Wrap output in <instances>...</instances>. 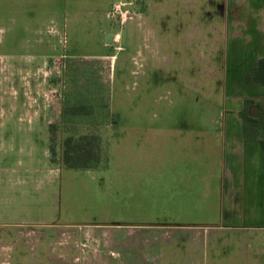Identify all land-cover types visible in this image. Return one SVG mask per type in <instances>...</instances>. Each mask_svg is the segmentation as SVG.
<instances>
[{"label":"rangeland","instance_id":"1","mask_svg":"<svg viewBox=\"0 0 264 264\" xmlns=\"http://www.w3.org/2000/svg\"><path fill=\"white\" fill-rule=\"evenodd\" d=\"M26 1L0 0V264H264L263 232L208 227L195 246L175 226L208 217L163 215L161 202L175 160L164 137L194 160L189 113L221 109L233 0H64L65 48L53 12L18 17ZM67 136L84 137L90 168L63 165Z\"/></svg>","mask_w":264,"mask_h":264},{"label":"crops","instance_id":"2","mask_svg":"<svg viewBox=\"0 0 264 264\" xmlns=\"http://www.w3.org/2000/svg\"><path fill=\"white\" fill-rule=\"evenodd\" d=\"M109 1L105 5L106 17ZM29 2L27 0L23 6L19 7L20 16L18 17L25 18L27 14L30 22L38 12L39 14L53 12L55 15L54 33H57L55 38H60L59 41H62V46L65 48L67 40L70 41L67 35L68 29L73 28L76 33V28L72 27L67 20L70 14L68 16L63 14L64 0H57V6L54 3L50 4L52 0L47 3L41 0L40 3L31 2L33 4L26 5ZM230 7L232 8L230 18L225 26L221 27V33L225 39L221 109L211 113L197 110L189 113V117L200 123L199 132L190 135L188 142L195 140L194 160L186 159L185 152L189 144L186 146L182 138L174 137L173 141L166 135L163 139V157L166 154V157L172 156L175 159L170 160L169 176L160 185L163 190L161 199L163 215L189 218L207 216L209 226L198 228L190 220L185 225L175 226L180 228L179 234L182 237L190 235V243L195 246L200 243V237L208 227L232 234L249 231L264 233V137L252 136L250 133L252 127L249 122L247 131L250 136H245L244 124L240 116V111L246 106L245 101L248 107L257 105L259 108L261 102L264 106V85L248 82L245 79L246 75L258 65V61L264 57V0H233L230 1ZM6 9L10 10V5ZM73 9L78 10V7H73ZM102 31L101 40L108 30ZM215 33L218 38L220 35L218 27ZM85 35L83 33L80 38L82 39ZM185 41L182 40V49L187 48ZM199 41L201 45L202 36ZM193 42L190 44H198L196 40ZM162 43V47L165 46L168 50L174 48L176 53L181 50L177 49L176 44H172L174 42L168 37H164ZM103 44L107 45L105 42ZM190 44L188 46L192 47L193 45ZM146 46L149 47L148 44ZM36 53L33 52L34 55ZM169 75L166 78L171 79ZM174 94L177 96L176 92ZM250 101L253 103L250 104ZM36 118L40 117H34V120ZM40 123L43 124V128L46 127L41 118ZM172 142L181 144L178 150L182 146L185 149L182 148L181 152H178L176 146L169 145ZM204 143H206L205 149L210 158V161L205 162L202 159ZM165 172L168 175L166 168ZM149 185L155 188V183ZM148 230L161 231L152 226ZM246 261L251 264L259 263L257 259L249 257Z\"/></svg>","mask_w":264,"mask_h":264},{"label":"trees","instance_id":"3","mask_svg":"<svg viewBox=\"0 0 264 264\" xmlns=\"http://www.w3.org/2000/svg\"><path fill=\"white\" fill-rule=\"evenodd\" d=\"M264 57L258 61V65L252 70V72L248 73L245 77L246 81L254 82L258 84L264 85ZM245 105L247 106V101H245ZM250 104L253 101L249 102ZM240 111V116L243 120V132L245 136H252L261 135L264 137V108L261 109L257 117L251 118L248 113L245 111V108ZM251 124V132L248 133L247 131V123ZM84 139V137H79L78 139H74L71 136H67L64 139L63 145L64 149L62 152V163L65 167L71 169H87L91 166L87 163V152L84 151L81 146L80 140ZM82 143V142H81Z\"/></svg>","mask_w":264,"mask_h":264},{"label":"water","instance_id":"4","mask_svg":"<svg viewBox=\"0 0 264 264\" xmlns=\"http://www.w3.org/2000/svg\"><path fill=\"white\" fill-rule=\"evenodd\" d=\"M113 37H114V33L112 31H107L104 33L103 35V41L106 43V44H109L112 42L113 40ZM248 115L252 118H255L257 117L258 115V107L257 105H251L249 107V110H248Z\"/></svg>","mask_w":264,"mask_h":264},{"label":"built area","instance_id":"5","mask_svg":"<svg viewBox=\"0 0 264 264\" xmlns=\"http://www.w3.org/2000/svg\"><path fill=\"white\" fill-rule=\"evenodd\" d=\"M116 7H117L116 12L119 13L120 15H122V12H121V10H120L119 5H117Z\"/></svg>","mask_w":264,"mask_h":264}]
</instances>
